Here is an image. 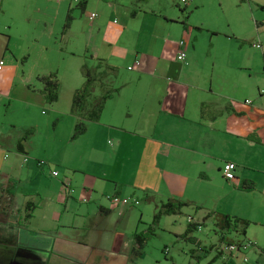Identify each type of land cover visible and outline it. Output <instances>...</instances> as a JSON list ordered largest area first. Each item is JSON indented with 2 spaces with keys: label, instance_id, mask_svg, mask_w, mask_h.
<instances>
[{
  "label": "crops",
  "instance_id": "1",
  "mask_svg": "<svg viewBox=\"0 0 264 264\" xmlns=\"http://www.w3.org/2000/svg\"><path fill=\"white\" fill-rule=\"evenodd\" d=\"M12 1L15 9L11 5L7 10L0 2V59L9 67L3 73V64L0 75L17 77L6 96L34 107L35 119L56 130L46 133V148L45 136L17 148L16 140L0 135V148L7 143L14 149L0 158V264H140L142 251L135 255L133 250L135 233L144 231L139 229L144 208L111 206L108 198L113 195L152 204L151 218L159 201L177 199L198 211L201 219L210 212L247 220L244 234L237 230L228 236L250 245L229 251L217 241L208 250L213 253L207 264H264V174L255 172L264 161V16L257 13L264 0H246L257 29L249 40L235 38L234 57L216 53L222 47L215 42L227 47L217 29L185 15L184 8L196 6L195 1L182 9L174 8L173 0L169 6L167 0ZM68 11L72 21L61 31ZM92 12L97 15L90 19ZM22 15L24 22L40 24L53 44L60 30L67 45L64 50L57 46L61 56L56 64L49 65L46 53L36 51L39 57L28 65L36 54L29 42L43 51L48 46L36 27L17 25ZM30 29L31 35L25 33L22 39L32 41L16 53L10 44L13 34ZM246 47L259 49L258 71H251ZM180 49L183 60L176 58ZM65 55L67 69L61 70L59 61ZM90 55L118 68L113 85L119 89L106 100L99 120L87 122L86 131L68 141L75 122L72 94L84 80L81 64L95 63L87 59ZM251 65L256 66L255 61ZM50 72L59 80L58 99L43 110L47 103L36 78ZM62 79L67 88L61 100ZM62 121L66 133L61 140ZM83 141L86 148L80 151ZM90 153L96 155L93 165L87 163ZM30 155L44 160L49 175H42L41 161L34 164ZM226 161L235 164L232 180L221 173ZM50 162L72 173L65 178L76 194L47 180L60 174L52 176L58 169ZM21 180L22 188L17 185ZM251 201L258 204L252 212L247 209ZM128 238L132 245L123 251ZM203 247L208 246L198 245L199 253L191 249V256L198 259L207 251Z\"/></svg>",
  "mask_w": 264,
  "mask_h": 264
},
{
  "label": "rangeland",
  "instance_id": "2",
  "mask_svg": "<svg viewBox=\"0 0 264 264\" xmlns=\"http://www.w3.org/2000/svg\"><path fill=\"white\" fill-rule=\"evenodd\" d=\"M169 1L165 2V6H169ZM174 1V8L178 9L179 8H184V4L180 3L178 0H173ZM192 1L196 2V6H186L183 11H185V15L193 18L195 21H198L199 23H204L205 25H209L210 28L217 29L219 31V35H217L219 40H223L226 44L227 47L224 46V44L221 41H217L215 43H218V48L217 52L219 55H224L228 57H234L238 53L236 50L233 49V46L235 45V38L239 39H244V40H249L252 34L255 35V30L257 29L255 23L251 22V9L248 4V1L246 0H187L188 3H191ZM2 2V5L4 8L7 10L9 8L15 7L14 1L12 0H0ZM263 5L260 7L259 11L257 13L263 14L264 16V1ZM177 7H176V6ZM253 5H256V2H253ZM15 9V8H14ZM23 18H25L24 15H22L21 19L17 22V25L23 24L25 26H32L36 27L35 30L44 36V40H47V46L48 49L46 51L40 50L39 48L35 47L33 45V42H29V46L26 41H32L31 38L30 40L27 38L22 39V35H25V33H28L30 36L31 33L33 32L32 29H30L28 32H19V35L14 33L12 38H11V47L16 53H21L23 50H25V47H33L34 52L41 51L43 54L46 53L47 55V60H52L49 65L56 64L57 60L61 56V53L59 52V47L62 48V50L65 49V46L67 45V42H65L64 39H61L60 35V28L59 33H57V42L55 44L52 43V38L45 36L44 32H42L43 28L41 27L40 24L38 26H35L34 23L30 25V23H27V21H23ZM60 25V24H59ZM56 27V26H55ZM61 26H58V29ZM24 31H27L26 28H23ZM62 33V32H61ZM245 37H242V34ZM202 35V34H201ZM203 36V41L205 40V35ZM226 36V37H224ZM258 37H255L257 39ZM42 39V40H43ZM40 40L39 43H44V40ZM258 41V40H256ZM38 45V44H37ZM58 46V48H57ZM78 49V48H76ZM258 50L259 49H249L248 47L243 49L244 56L248 59V61H251L250 63L252 64L254 61L256 63V66H253L250 64L251 68H254L253 71H258L257 65L260 60V56L258 55ZM21 51V52H20ZM80 51V50H78ZM223 51H229V52H223ZM259 51H262L259 50ZM36 52L35 55L32 56V59L28 60V65H31L35 60L34 58H38L39 54ZM218 55V56H219ZM67 56L65 55V58L61 59L60 62V69L64 70L65 68L67 69ZM255 59V60H254ZM7 64L10 63V61H6ZM264 62L262 63V65ZM5 65V64H4ZM12 69V68H11ZM10 69V70H11ZM9 70V67L7 65L4 66L3 68V73L7 72ZM119 71L121 72L120 68ZM122 73V72H121ZM126 73V71H125ZM123 73V74H125ZM263 73V72H262ZM264 75V74H263ZM259 76V74H258ZM78 77H80V73L78 72ZM258 78V77H257ZM12 81H17V77L14 76V74H5V75H0V135H3L4 137H8L7 139H14L16 141H22V143H25L27 145L28 140L30 139H39L41 136H45L44 141H43V147L46 148V133L49 131L51 132L50 134H54L55 130L53 128V124H50L49 127L44 125V121L40 119H35L36 114L35 112H31L34 110V107H26L27 105L18 101L14 96L9 98V96H6L9 91H10V84ZM19 82V80H18ZM62 96L61 100L64 96V89L67 88V81L62 79ZM12 99V100H11ZM48 104H45L43 106V110H46L48 108ZM46 115H40L38 116L39 118H45ZM38 123V124H37ZM28 127L25 129L23 132H21V128ZM48 128V130H47ZM61 131L59 135V139L64 138V134L66 133V124L62 121L61 123ZM26 130H31V133L26 134ZM50 136V135H49ZM50 136V141L51 137ZM71 133L68 136V141H73L71 138ZM80 136H78L76 139H78ZM23 138V139H22ZM6 139V140H7ZM49 139V138H48ZM74 139V140H76ZM3 148H0V158L3 155V152L6 151L8 154L10 150L14 151V149H11L10 145L5 143ZM80 151H83L86 146L85 142L83 141L82 143L79 144ZM34 149H37V144L32 145ZM39 148V147H38ZM264 148V147H263ZM78 149V148H77ZM29 152L32 153V149L29 150ZM91 155H88V160L87 163L90 165V163L95 162V153H90ZM27 158H30L31 161H34V164L37 162L41 161L42 169H43V174L45 175L46 173L48 174L49 171L47 169V164L42 162L44 160H33V157L27 156ZM3 161V160H2ZM78 163V161L76 162ZM50 166L52 168H57L54 163L50 162ZM260 167L257 168V176H263L264 174V161L263 164L259 165ZM41 167V166H40ZM56 170V169H55ZM59 170V171H58ZM56 170L59 174V177H56L57 179H49L47 177V180L51 181L54 184H60L62 185V181L65 177L68 179L69 176H72V173L69 170L62 169L60 168ZM49 175V174H48ZM47 176V175H46ZM62 178V179H61ZM66 180L68 181V179ZM61 179V181H60ZM48 181V185H49ZM69 182V181H68ZM259 183V181H257ZM18 187H24L25 182L24 180H21L17 182ZM75 190L76 188L73 187ZM72 189V191H73ZM73 193L76 194V191H73ZM81 198H78V201ZM81 199L80 201H82ZM79 201V203H81ZM84 203V201H82ZM81 203V204H83ZM80 204V205H81ZM258 204L255 202H250L248 205L247 209L249 211H253L255 207H257ZM141 208H144L143 212V218L141 222V225L139 226V229L143 231V235L145 238V242L142 245V254H141V259H140V264H207L210 260V254L213 253V251H205L200 255L198 259L194 258L191 256V249L195 250L194 252L199 253L200 249L198 248L197 243H194V241L198 240L200 241L199 244L201 245H216L217 243V234H216V229L213 226V222L211 218L204 219L202 221L200 217V213L198 214V211L195 212L194 209L184 206L181 209V212L179 214H172V215H163L157 222V224L152 223V211H153V205L144 201H139V204L135 207H133V210L139 211ZM193 216L194 220L201 221L200 226L197 227L194 231H192L189 235L192 237L193 242L190 240H187L184 237H181L180 234L184 233L187 224H188V217ZM137 221V220H136ZM147 224L149 227H151V231H147ZM132 227V224L131 226ZM146 228V229H145ZM1 231V228H0ZM194 238V239H193ZM132 245L131 238L125 239L123 241V244L121 247H123V251H129L130 247ZM167 248L169 249L168 254L164 253L163 249ZM202 252V251H201ZM133 254V253H132ZM131 254V258H133V255ZM252 263V262H251ZM258 264H261L260 262H257ZM129 264H131L129 262Z\"/></svg>",
  "mask_w": 264,
  "mask_h": 264
},
{
  "label": "trees",
  "instance_id": "3",
  "mask_svg": "<svg viewBox=\"0 0 264 264\" xmlns=\"http://www.w3.org/2000/svg\"><path fill=\"white\" fill-rule=\"evenodd\" d=\"M81 9H83L82 5ZM71 21L72 16L68 11L63 23L62 31H66V29L69 28ZM87 59H95V63L94 65H90L86 60L80 67L84 80L82 84L74 90L71 98L70 113L75 117V122L70 136L71 139H75L86 131L87 122L99 120L106 100L119 89L117 86L113 85V80L118 74L117 67L105 63L99 58H93L91 55L88 56ZM36 79L41 84L38 91L43 95L45 102L47 104L54 103L58 99L59 92V80L56 72H50L47 75L38 76ZM29 133H31V130H26V134ZM22 144V141H17V148ZM249 188H252V183H250ZM145 199L151 200L152 197L146 195ZM184 206H187V203L177 199L159 201L155 204V212L152 216V223L157 224L158 220L163 215L179 214ZM210 216H212V222L216 229L215 231L219 245L235 244L238 246L239 242L234 241L228 235L237 230L244 234L249 222L234 216L210 212L202 218V221ZM200 223L201 222L194 221L191 218V221H188L187 227L184 233L181 234V237L193 242L194 240H192V237L189 234L197 229V227L200 226ZM147 231L150 232L151 227L148 226ZM144 242V235L142 233H135L136 248L133 250L135 255H138ZM194 243L199 245L200 241L196 240ZM214 247H216V245L211 244L208 245L207 248L203 247V250L208 251Z\"/></svg>",
  "mask_w": 264,
  "mask_h": 264
},
{
  "label": "built area",
  "instance_id": "4",
  "mask_svg": "<svg viewBox=\"0 0 264 264\" xmlns=\"http://www.w3.org/2000/svg\"><path fill=\"white\" fill-rule=\"evenodd\" d=\"M182 4H186L187 0H178ZM96 13L92 12L89 15V18L92 19L96 17ZM180 44H183V42L180 41ZM254 47L261 49V44L259 42H254ZM176 58L178 60H183L185 58V52L184 50L180 49L176 55ZM4 62L2 59H0V69L2 68ZM138 64V61H135V65ZM128 69H131V66L128 67ZM263 73H264V65H263ZM261 94H264V88L260 90ZM247 102V101H246ZM234 170H235V164L231 161H226L221 168V173L223 177L226 180H232L234 178ZM52 176H57L58 172L56 170L51 171ZM62 185L65 189V191L72 192V188L70 187V183L66 181V178L63 179ZM85 201V199H83ZM108 201L111 206H136L139 204V200L136 198H128V197H120L117 195H113L108 198ZM188 221H191V217H188ZM247 245H250L249 242H242L239 243V245H222L223 248L229 250V251H237L239 248H245ZM165 253H167L168 249L166 248ZM244 261H246V258H244Z\"/></svg>",
  "mask_w": 264,
  "mask_h": 264
}]
</instances>
